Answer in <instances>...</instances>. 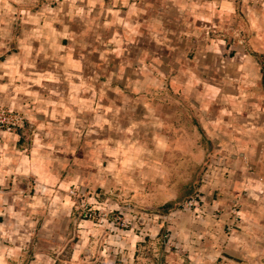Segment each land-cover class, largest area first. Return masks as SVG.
Returning <instances> with one entry per match:
<instances>
[{
  "label": "crops",
  "instance_id": "1",
  "mask_svg": "<svg viewBox=\"0 0 264 264\" xmlns=\"http://www.w3.org/2000/svg\"><path fill=\"white\" fill-rule=\"evenodd\" d=\"M0 58V105L22 113L37 137L59 136L49 129L58 121L73 127L92 89L103 106L108 90L151 98L147 113L169 128L190 115L189 129L219 154L213 163L235 170L218 183L229 203L207 215L209 250L194 262L264 264V0H0ZM2 133L0 185L56 162L38 143L28 153L21 130ZM4 217L0 207V243L13 232Z\"/></svg>",
  "mask_w": 264,
  "mask_h": 264
},
{
  "label": "rangeland",
  "instance_id": "2",
  "mask_svg": "<svg viewBox=\"0 0 264 264\" xmlns=\"http://www.w3.org/2000/svg\"><path fill=\"white\" fill-rule=\"evenodd\" d=\"M107 92L111 106L100 105L104 95L92 89L83 106L89 110L76 112L84 117L69 128L58 121L63 129H49L59 136L48 138L44 128L34 136L22 113L0 105L14 118V130H0V143L2 132L21 130L28 153L38 143L54 150L42 152L43 159L56 160L38 164L36 176L0 185L4 223L13 231L0 243V264H210L194 262L211 240L200 231L208 214L219 215L229 203L218 183L232 174V164L213 163L219 154L203 133L189 129L187 113L169 128L147 113L151 98ZM175 94L172 106L179 102ZM100 106L107 120H101ZM70 129L75 130L68 136ZM240 207L233 202L234 216Z\"/></svg>",
  "mask_w": 264,
  "mask_h": 264
},
{
  "label": "built area",
  "instance_id": "3",
  "mask_svg": "<svg viewBox=\"0 0 264 264\" xmlns=\"http://www.w3.org/2000/svg\"><path fill=\"white\" fill-rule=\"evenodd\" d=\"M11 116L6 112L0 110V130H5L6 132H11L14 130L12 127L14 126L13 123L10 122Z\"/></svg>",
  "mask_w": 264,
  "mask_h": 264
},
{
  "label": "bare ground",
  "instance_id": "4",
  "mask_svg": "<svg viewBox=\"0 0 264 264\" xmlns=\"http://www.w3.org/2000/svg\"><path fill=\"white\" fill-rule=\"evenodd\" d=\"M52 1V0H51ZM17 117V116H16ZM18 118H19V116H18ZM15 119H17V118H15ZM238 212V211H237ZM234 217V216H233ZM235 219H236V217H234Z\"/></svg>",
  "mask_w": 264,
  "mask_h": 264
}]
</instances>
